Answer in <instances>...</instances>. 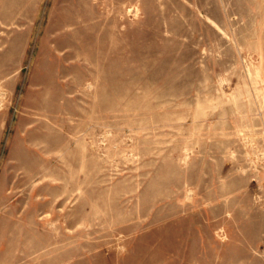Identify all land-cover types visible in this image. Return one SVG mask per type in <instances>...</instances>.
<instances>
[{"label": "rangeland", "instance_id": "obj_1", "mask_svg": "<svg viewBox=\"0 0 264 264\" xmlns=\"http://www.w3.org/2000/svg\"><path fill=\"white\" fill-rule=\"evenodd\" d=\"M0 264H264V0H0Z\"/></svg>", "mask_w": 264, "mask_h": 264}]
</instances>
